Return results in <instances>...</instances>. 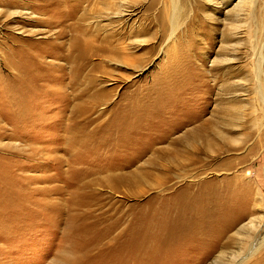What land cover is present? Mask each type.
<instances>
[{
  "label": "rangeland",
  "instance_id": "1",
  "mask_svg": "<svg viewBox=\"0 0 264 264\" xmlns=\"http://www.w3.org/2000/svg\"><path fill=\"white\" fill-rule=\"evenodd\" d=\"M68 1L0 0V43L21 38L58 91L20 116L0 104V264H264V0H80L75 21L97 41L84 58ZM173 65L195 86H163ZM159 88L180 110L126 129L130 102Z\"/></svg>",
  "mask_w": 264,
  "mask_h": 264
},
{
  "label": "bare ground",
  "instance_id": "2",
  "mask_svg": "<svg viewBox=\"0 0 264 264\" xmlns=\"http://www.w3.org/2000/svg\"><path fill=\"white\" fill-rule=\"evenodd\" d=\"M68 3L70 4V6H69L70 11H67V13L70 14L69 16L72 15L71 20L68 22V28L72 32V35H71L72 39H71L70 47L72 49H80L81 50V57L84 58L86 56L87 50L90 49L91 47H93V44L97 41L94 40L93 38L89 37V36H86L83 28L80 25H78L75 21V15H76L77 9L79 8V5L81 4L80 0H69ZM35 7L37 8L39 6H35ZM36 11L38 12V10H36ZM73 11H74V13H73ZM66 15L67 14L64 11L63 16H66ZM176 16H177V12L175 11L174 17L172 19V24H173L172 37L175 35L176 29H177ZM32 19H33V21H37V18L33 17ZM60 21L63 22L66 20L62 19ZM13 22H16V21L15 20H9V21L4 23V26H7L8 24H11ZM84 37L86 39H84ZM1 39H2V42L0 43V46L3 45V53L0 52V55L4 60L9 58V56H10L9 54L15 53L16 52L15 49H18V53H16L17 56L15 57V59H13V58H12L13 60L10 59V61L8 63V65L16 71L14 73V77L11 80H7L8 82L0 81V104H1V102L14 100L13 102H15L14 106L16 107L15 110H17V112L13 111V114L20 116V115H23L21 112V106H20L21 102H24L22 100H25V102H32V101H35V99L40 95L44 96V97L50 96V93L52 92V90L50 89L49 82H51V81H49L48 74H44V73L32 74L29 71V70L37 67V66L32 65V63H33L32 56L35 55V53H34L35 51H34V49L30 50V47L22 46L21 44H19V43H21V38H19L17 35H14L12 33L7 32L5 35L2 36ZM8 41L14 43L15 49H11V46L8 47V45H7ZM17 42H19V43H17ZM103 43L104 42L98 43L99 44V51H105L107 49L106 42L104 44ZM63 50H64V45H63ZM57 51H58V49L56 48V50L53 53H56ZM255 55L257 57V62H258V65L256 66V72H257V76H259V81L257 82V88H258V93L260 94V98H262V100H261L262 108L261 109L263 110V113H264V82L261 81V79L264 78V41L256 49ZM39 57H38V59H39ZM173 66L176 69H178L179 72L176 75H172L171 73H170L171 74L170 75L168 72H165L163 74V76L161 77L163 80V83H164L163 86H166V87L172 86L171 88H174V89L183 88L184 92L188 90V87L195 86L194 84L197 83L196 80L199 77V74L194 75L193 73H189V72L187 74V71L184 70L183 68H181L177 65H173ZM185 68L188 69V66H186ZM37 81H39L38 82L39 85H36ZM55 84L58 86L61 85L57 82H55ZM34 86H36L37 88ZM53 87L57 88V86H53ZM42 88H44L45 91L43 93L42 92L38 93V91L41 90ZM182 90H181V92H182ZM56 92H58V91L55 90V92H52L51 94H54ZM162 92H163L162 88H159L158 90H154V91H149L147 94H145L144 97L137 98L135 100L133 99L130 102L132 109L127 114V120L128 121H127L126 125H128V128L126 127V129L135 130V129L141 128L142 124H144L143 123L144 121L146 122V120H150L151 116H149V115H152L155 110L156 111L157 110H163V112L168 111L167 109L169 107H171L169 104L163 103V104L159 105L157 103L159 96H161ZM86 97L89 100L95 101L96 98L98 97V91L87 92ZM165 97L167 100L171 101V100L175 99L176 96H174L169 89V93H165ZM152 102H155L156 106L151 104ZM197 102L199 103L201 101L195 100L193 102V104H191L192 107H197L196 106L198 104ZM172 107H171V109H172ZM177 109H179V108L173 107V109L170 110L171 114L176 112ZM165 112H164V114H165ZM181 114H183V113H181ZM196 117H191V116L185 117L186 119L183 121L186 123H184V124H187L188 122L192 123V121L194 122L195 120H193V119H195ZM21 118H22V120L27 119L26 117H22V116H21ZM184 124H183V126H184ZM200 199L207 200L208 202L213 200L212 198H200ZM251 225H253V224H251ZM243 229H244V227H241V231H243ZM254 248H257V250H258V247L254 246ZM255 250H254V252H255ZM257 250H256V252H257Z\"/></svg>",
  "mask_w": 264,
  "mask_h": 264
}]
</instances>
